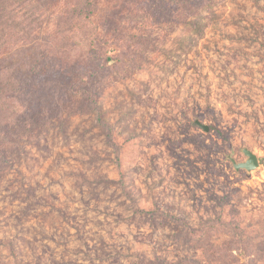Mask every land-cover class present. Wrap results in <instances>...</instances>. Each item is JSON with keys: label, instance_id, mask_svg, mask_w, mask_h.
Returning <instances> with one entry per match:
<instances>
[{"label": "rangeland", "instance_id": "rangeland-1", "mask_svg": "<svg viewBox=\"0 0 264 264\" xmlns=\"http://www.w3.org/2000/svg\"><path fill=\"white\" fill-rule=\"evenodd\" d=\"M9 1L0 264H264V0Z\"/></svg>", "mask_w": 264, "mask_h": 264}, {"label": "trees", "instance_id": "trees-1", "mask_svg": "<svg viewBox=\"0 0 264 264\" xmlns=\"http://www.w3.org/2000/svg\"><path fill=\"white\" fill-rule=\"evenodd\" d=\"M22 0H16L15 2H17V4H22V2H21ZM178 1H181L179 4L182 6V8H181V10L180 11H182V12H180L178 15H180V16H184V14L183 13H188V9H192V11H193V13H195L194 11L198 8V7H200V3H199V1L200 0H178ZM184 3L186 4L185 6H184ZM9 9V10H8ZM12 9L13 10H17L16 8H15V6H14V4H12V2L11 1H9V0H0V17L2 18V22L1 23H3L4 24V27H2V29L3 30H5L6 29V26H8L7 25V14H9L11 11H12ZM7 10H8V12H7ZM7 12V13H6ZM6 13V14H5ZM5 14V15H4ZM4 17H6V20H3V18ZM16 23L20 26L21 25V23L18 21V19H16ZM11 26H14V24H12ZM22 28H24L25 30H26V28L25 27H23L22 26ZM7 73V72H6ZM3 78L6 80V82H5V84H7V83H10L11 81H10V79H12L11 77H9V75H6L5 77L3 76ZM2 80V78H0V81ZM11 86H13V85H11ZM0 88H2L1 86H0ZM17 87H14L13 86V88H11L12 90H17L16 89ZM18 91V90H17ZM2 159V161H4V159L5 158H1ZM1 161V160H0Z\"/></svg>", "mask_w": 264, "mask_h": 264}, {"label": "water", "instance_id": "water-1", "mask_svg": "<svg viewBox=\"0 0 264 264\" xmlns=\"http://www.w3.org/2000/svg\"><path fill=\"white\" fill-rule=\"evenodd\" d=\"M194 124L200 126L203 130L207 131L208 126L205 124L200 123L198 120L194 122ZM243 154L246 156V159L241 162H236L234 158L229 156V159L231 160L234 168L236 170L243 168L247 171H250L252 169H255L259 165L258 157L256 154H254L250 149L243 148L242 149Z\"/></svg>", "mask_w": 264, "mask_h": 264}]
</instances>
